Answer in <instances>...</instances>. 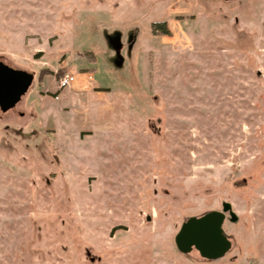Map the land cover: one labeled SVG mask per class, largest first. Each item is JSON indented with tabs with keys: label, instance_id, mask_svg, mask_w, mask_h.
I'll list each match as a JSON object with an SVG mask.
<instances>
[{
	"label": "rangeland",
	"instance_id": "1",
	"mask_svg": "<svg viewBox=\"0 0 264 264\" xmlns=\"http://www.w3.org/2000/svg\"><path fill=\"white\" fill-rule=\"evenodd\" d=\"M0 61V264H264V0H0ZM222 200L228 250L179 252Z\"/></svg>",
	"mask_w": 264,
	"mask_h": 264
},
{
	"label": "water",
	"instance_id": "2",
	"mask_svg": "<svg viewBox=\"0 0 264 264\" xmlns=\"http://www.w3.org/2000/svg\"><path fill=\"white\" fill-rule=\"evenodd\" d=\"M32 82V73L9 66L0 61V110L11 108ZM230 219H236L228 201L221 202L220 209H209L185 217L173 235L175 248L182 253L195 249L199 256L214 259L223 255L230 246V240L222 229L224 212Z\"/></svg>",
	"mask_w": 264,
	"mask_h": 264
},
{
	"label": "built area",
	"instance_id": "3",
	"mask_svg": "<svg viewBox=\"0 0 264 264\" xmlns=\"http://www.w3.org/2000/svg\"><path fill=\"white\" fill-rule=\"evenodd\" d=\"M72 80H73V75L65 71L57 77V87L58 88L67 87Z\"/></svg>",
	"mask_w": 264,
	"mask_h": 264
},
{
	"label": "trees",
	"instance_id": "4",
	"mask_svg": "<svg viewBox=\"0 0 264 264\" xmlns=\"http://www.w3.org/2000/svg\"><path fill=\"white\" fill-rule=\"evenodd\" d=\"M151 26L153 27L152 29H159L160 32L164 34H168V28L165 26L164 21H156L152 22ZM59 69H62V67H59Z\"/></svg>",
	"mask_w": 264,
	"mask_h": 264
},
{
	"label": "flooded vegetation",
	"instance_id": "5",
	"mask_svg": "<svg viewBox=\"0 0 264 264\" xmlns=\"http://www.w3.org/2000/svg\"><path fill=\"white\" fill-rule=\"evenodd\" d=\"M222 201H223V200H222ZM222 201H221V202H222ZM221 202H220V207H221ZM215 209H216V208H215ZM236 218H237V217H236ZM224 219H228V220H230V221H235V220H236V219L231 220V219H230V216H229V214H228L227 211L224 212L223 220H224ZM222 222H223V221H222ZM223 232H224V231H223ZM224 234H225V233H224ZM226 237H227V236H226Z\"/></svg>",
	"mask_w": 264,
	"mask_h": 264
}]
</instances>
